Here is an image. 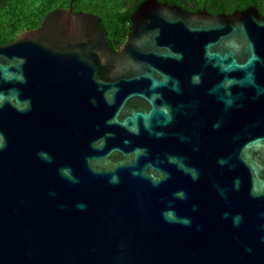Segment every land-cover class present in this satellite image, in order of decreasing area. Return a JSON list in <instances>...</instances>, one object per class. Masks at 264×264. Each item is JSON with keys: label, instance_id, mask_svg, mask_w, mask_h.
<instances>
[{"label": "water", "instance_id": "obj_1", "mask_svg": "<svg viewBox=\"0 0 264 264\" xmlns=\"http://www.w3.org/2000/svg\"><path fill=\"white\" fill-rule=\"evenodd\" d=\"M99 21L0 46V264H264V16Z\"/></svg>", "mask_w": 264, "mask_h": 264}, {"label": "trees", "instance_id": "obj_2", "mask_svg": "<svg viewBox=\"0 0 264 264\" xmlns=\"http://www.w3.org/2000/svg\"><path fill=\"white\" fill-rule=\"evenodd\" d=\"M71 1L75 12H87L100 18L99 26L107 44L116 52L129 33V18L145 0H0V46L13 41L19 34L36 29L45 15L57 8L66 9ZM177 5L189 12L231 14L247 7L264 16V0H157Z\"/></svg>", "mask_w": 264, "mask_h": 264}, {"label": "flooded vegetation", "instance_id": "obj_3", "mask_svg": "<svg viewBox=\"0 0 264 264\" xmlns=\"http://www.w3.org/2000/svg\"><path fill=\"white\" fill-rule=\"evenodd\" d=\"M117 51H118V50H117ZM117 51H116V52H117Z\"/></svg>", "mask_w": 264, "mask_h": 264}]
</instances>
